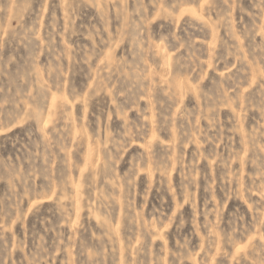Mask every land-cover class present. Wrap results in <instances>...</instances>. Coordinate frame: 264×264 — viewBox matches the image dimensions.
<instances>
[{
    "label": "rangeland",
    "instance_id": "rangeland-1",
    "mask_svg": "<svg viewBox=\"0 0 264 264\" xmlns=\"http://www.w3.org/2000/svg\"><path fill=\"white\" fill-rule=\"evenodd\" d=\"M0 264H264V0H0Z\"/></svg>",
    "mask_w": 264,
    "mask_h": 264
}]
</instances>
